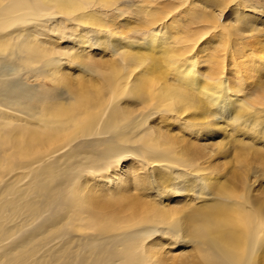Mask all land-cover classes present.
<instances>
[{
    "label": "bare ground",
    "instance_id": "obj_1",
    "mask_svg": "<svg viewBox=\"0 0 264 264\" xmlns=\"http://www.w3.org/2000/svg\"><path fill=\"white\" fill-rule=\"evenodd\" d=\"M113 2L0 0V264H264V154L211 143L228 126L264 144V89L247 95L264 72V12L169 0L171 25L154 1L134 7L142 18ZM117 15L131 26L106 24ZM185 21L207 29L181 40ZM231 33L254 41L260 68L236 84L211 54L206 82L198 54ZM215 147L228 160L210 164Z\"/></svg>",
    "mask_w": 264,
    "mask_h": 264
},
{
    "label": "rangeland",
    "instance_id": "obj_2",
    "mask_svg": "<svg viewBox=\"0 0 264 264\" xmlns=\"http://www.w3.org/2000/svg\"><path fill=\"white\" fill-rule=\"evenodd\" d=\"M116 1V3L115 2H113V3H115V4H113V3H111V6H112V4L114 5V6H112L108 11H115V10H119V8L120 9H122V11H132V13H131V16L132 17H134V18H138L139 16H140V18H142V15L144 14L142 11H139V13L140 14H137V10L136 11H134L135 9H134V7L135 8H137V7H142L143 9H144V2L145 1H147V0H115ZM150 1V0H149ZM151 1H154V2H156L155 4H153V6H152V9L155 11V14L157 15V16H159L158 18H163L162 19V22L161 23H167V24H173V21H172V14L170 15L169 13H170V7H169V4H168V2H169V0H151ZM200 1H202V2H204V0H200ZM240 6H242L243 8H245L247 11H250V10H252V11H257L258 13V16H259V14L261 13V12H264V0H240ZM170 3V2H169ZM132 5V6H131ZM116 6H117V8H116ZM131 6V7H130ZM168 7H169V9H168ZM139 9H141V8H139ZM245 9H242V10H245ZM120 11V10H119ZM143 11H145V10H143ZM169 11V12H168ZM182 12V9H180L179 10V12ZM197 11H200V10H197ZM244 13L246 12V11H243ZM182 13H184V14H191V15H193V16H191V15H189V16H191L192 18H194L195 20H194V22L195 21H199V19H200V15L198 16V15H196L195 13H196V11H183ZM247 13V12H246ZM149 14V13H148ZM199 14V13H198ZM106 15H109V13L108 12H104V15L103 16H106ZM117 18H118V20H113L112 19V22H111V20H109L110 18H108V20H105L106 21V24L108 25V24H111V25H113V27L114 28H117L116 30H118V31H120V30H122L121 29V25H122V23L125 25L126 23H128L129 22V24H130V26H131V24H132V19L130 20V21H128V22H126L125 20H124V18H126V17H124L123 18V16L120 18V16H116ZM198 17V18H197ZM106 18V17H105ZM150 18V17H149ZM177 18H180V15L178 14V16H177ZM138 20H142V23H143V19H138ZM114 21V22H113ZM141 22V21H140ZM160 23V24H161ZM207 25V24H206ZM162 25H160V27H161ZM179 26H183L182 28H178V29H176V32H177V34H176V36L179 38V39H181V40H183V37H188V35H190V34H193L194 32H196V26L197 27H200V28H206L207 29V27H204L203 25H202V23H199V25H196V23L194 24V25H190L188 22L186 23V21H185V23L184 24H180ZM203 26V27H202ZM170 27H172V26H170ZM123 31V30H122ZM183 31V32H182ZM210 31L208 32V34H207V38H209V39H212L213 37H211V35H210ZM232 34V36H233V38L230 36V37H227V36H225V34H221L220 36H218V37H215V39L214 40H212V42H210V43H208L207 45H206V47H205V49H203L204 50V52L203 53H199L198 54V58H197V60H196V63H197V66L199 65V72L202 74V77H204L205 79H206V82H207V79H210L211 78V71H213L214 69V67H216L217 68V75H219V77L221 78V79H228V81H230V82H232V81H234L235 80V83L237 84V78H238V76H236V74H240V72L244 69V68H246V67H249L250 66V68L251 69H254V70H256V69H259L260 67V65H258L257 64V62H256V60H254V58H252L253 59V61H251L250 60V58H247V57H251V55H255V56H258L259 54H257V49L255 48V50H254V48L252 47V46H245V43H248L247 45H253L254 44V41H249V42H247L245 39L243 40V39H241V37L240 36H237L236 34H234V33H231ZM166 36H169V34H166ZM171 39H172V37H171ZM260 40H262V39H260ZM262 43H264V42H262ZM64 45H59V47L58 48H60V47H63ZM246 47V49H245V47ZM244 48V49H243ZM247 48H248V53L247 52H243V50L245 51V50H247ZM198 49V48H197ZM238 50V51H237ZM249 50H250V52H249ZM80 51H82V50H80ZM87 50L85 49V50H83V53H85ZM196 51H198V50H195V52ZM237 51V52H236ZM241 51V52H240ZM98 53V50H94L93 52L92 51H90V52H87V54H86V56L87 57H89V58H98L97 56H99V55H97V53ZM202 52V51H201ZM241 53V55H240V57H241V59H240V57H239V53ZM89 53L91 54V55H89ZM247 53V54H246ZM211 54L212 55H217V56H222V58L221 59H219V62H218V65H215L210 71H209V63H210V60H211ZM243 54V55H242ZM257 54V55H256ZM89 55V56H88ZM96 55V56H95ZM247 55V56H246ZM245 56V57H244ZM261 56V55H260ZM200 57V58H199ZM199 59V60H198ZM248 59V60H247ZM91 60V59H90ZM205 60H206V62H205ZM248 61V62H247ZM247 62V63H246ZM264 62V61H263ZM250 63V64H249ZM246 64V65H245ZM253 66H252V65ZM244 66H246V67H244ZM72 72V71H71ZM76 74V73H75ZM255 74V75H254ZM212 78H215V77H212ZM255 78V79H254ZM253 79V80H252ZM249 80H251V82H248V86H250V87H248V91L250 92V93H248L247 95H250V98H253V99H255L256 97L258 98H261L260 96H258V95H263V89H264V72L263 73H259V72H254L253 74H252V78L251 79H249ZM248 80V81H249ZM213 81H215V82H217V83H220L218 80H213ZM35 84V86L38 88V86L40 85V87L43 89V88H46V91L49 93V94H54V95H57L58 97H60V98H63V97H65L64 95H62V93H61V91L62 90H60V89H56L55 87L53 88V86L51 87V86H49L47 83H45L44 85H42L39 81H36V82H34ZM47 86V87H46ZM258 86V87H257ZM53 88V89H52ZM252 88V89H251ZM50 89V90H49ZM54 89H56V90H54ZM53 90V91H52ZM56 93H55V92ZM238 95H240V98L244 95V93L243 94H241V93H238ZM58 100H60V99H58ZM245 105H249V104H245ZM254 108H256V109H261V108H259V107H257V106H254ZM253 108V109H254ZM248 109H252L251 107H250V105L248 106V107H244V110H247L248 111ZM159 127H161V126H159ZM169 133H173V134H175L176 136H179L180 138H182L183 140H185L186 139V141L187 142H191V141H193V142H197L198 144H200V140L199 139H195V138H193L191 135H188V134H185V133H183V132H181L179 129H171V128H169ZM173 130V131H172ZM229 130V127L227 126L226 128H225V132H226V134L225 133H223V134H221L220 136H218L215 140H213V141H211V143L212 142H219L220 140V142H222V143H225V145L228 147V148H234L235 147V145H234V143L233 142H235V140H237V141H239L240 143L238 144V146L239 145H245V146H247V148H249L250 149V152H251V155L252 156H254L253 155V152H254V150H257V151H261L263 154H264V144H262L261 143V141L259 140V138H260V136L259 135H256V136H253L252 134H249V133H247V132H245V133H243L244 132V129H241L240 131H231V134L229 135V134H227V131ZM180 131V132H179ZM177 132H179V133H177ZM182 133V134H181ZM233 133H235L234 135H233ZM229 136V137H228ZM232 136V137H231ZM227 137V138H226ZM236 137V138H235ZM190 138V139H189ZM222 138V139H221ZM225 138H226V140H225ZM192 139H194V140H192ZM219 140V141H218ZM233 140V141H232ZM206 143H210V142H206ZM220 149L217 147H215V148H213L212 149V151L210 152L211 154H212V157H210L211 158V160H210V164H213L214 162V160H216L217 162H224V161H226V160H228V158H223L222 157V155L220 154ZM216 153V154H215ZM214 155H216V156H214ZM216 157H218V158H216ZM209 164V163H208ZM215 164V163H214ZM229 167L228 166H226V168H225V170H221V171H216V172H213L211 169H210V171L212 172V173H227L230 169H228ZM248 169H249V167H248ZM247 169V170H248ZM220 176V175H219ZM220 179V178H219ZM263 179V177H261L260 178V184H259V189H261V190H264V179ZM222 182H224L223 180H225V178H221L220 179ZM173 201H175V200H173ZM190 200H187V202H189ZM182 202H183V204L186 202V199H183V200H180L179 202H176L177 203V205H179V206H183V204H182ZM164 251L165 252H168V253H171L170 252V250L169 249H166V248H164ZM175 251V252H174ZM182 251V249L180 248V249H176V250H173V253H176V254H178L179 252H181ZM172 253V254H173Z\"/></svg>",
    "mask_w": 264,
    "mask_h": 264
}]
</instances>
